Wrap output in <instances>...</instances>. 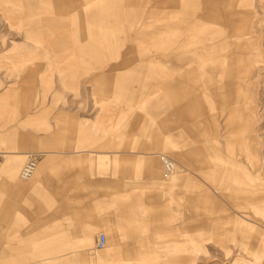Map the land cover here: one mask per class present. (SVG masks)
<instances>
[{
	"label": "rangeland",
	"instance_id": "1",
	"mask_svg": "<svg viewBox=\"0 0 264 264\" xmlns=\"http://www.w3.org/2000/svg\"><path fill=\"white\" fill-rule=\"evenodd\" d=\"M227 1L226 6L239 7L241 14L240 39L229 50L235 58L193 64L200 83L189 101L200 103L201 112L192 113L189 131L181 122L176 126L171 115L172 60L163 55L169 53L174 21L169 6H155L159 0H0L2 21L12 28L1 25L2 40L33 44L30 40L41 38L40 26L61 27L60 46H54L49 35L47 59L30 47L32 66L44 68L35 107H67L70 103L61 98L69 94L78 108L92 107L96 119L66 126L65 133L78 134L75 149L98 174L122 165L130 170L124 200L127 214L132 212L130 223L127 214L116 223L105 222V212L98 210L96 228L83 218L80 223V235H91L92 246L83 251L82 238L70 244L58 240L66 254L32 255L30 263L98 264V255L106 264L108 250L129 260L122 264H264V0ZM86 3L92 5L85 12ZM206 23L199 20L194 52L200 56L221 38L214 24ZM239 54L255 66L245 78L240 74L248 62ZM241 82L251 83L248 101L240 94ZM227 84L234 91L233 108L223 106L221 94L214 95L215 100L211 95ZM55 118L34 127L56 134ZM101 119L106 133L95 125ZM122 150L129 153L123 163L117 156H106ZM162 156L177 166L169 178ZM148 159L155 161L153 169L146 166ZM26 161L19 160L18 180ZM142 206L147 208L145 215ZM101 233L107 245L97 250Z\"/></svg>",
	"mask_w": 264,
	"mask_h": 264
},
{
	"label": "crops",
	"instance_id": "2",
	"mask_svg": "<svg viewBox=\"0 0 264 264\" xmlns=\"http://www.w3.org/2000/svg\"><path fill=\"white\" fill-rule=\"evenodd\" d=\"M227 2V0H159L154 4L156 6L164 3L169 6L174 19L169 53L163 54L172 60L173 75L168 85L171 94V115L176 126L181 122L189 131H192L190 123L192 113L201 112L200 103L189 101L192 95L197 94L200 83V75L195 73L194 70L197 68L193 69V64L235 58L229 50L234 48L235 40L240 39L237 21L238 15L241 14L238 11L239 7L226 6ZM91 5L92 3L84 4L83 11L86 12ZM2 12L0 8V29L1 25H5L6 30L12 29L6 26V19L2 21ZM200 19H205L207 25L208 21L213 23L218 33H221L219 43L203 50L204 56L195 53ZM139 24L146 26V22ZM58 25L50 27L46 23L40 26L37 30L41 31V38L30 40L33 44H28L24 39L0 38V48L4 46L8 48L0 50V264H40L30 263L29 256L44 253L66 254L65 247L58 245V240H67L63 243L70 244V240L82 238L79 243L81 249L85 251L93 245V240L89 234L80 235L82 218L90 228H96L98 210L105 212V222L110 223H116L127 214L128 208L124 200H127L129 193L127 189L129 168L123 165L115 169L107 167L105 174H98L96 167H92L89 160L81 158V154L76 151V143H79L78 134L65 133L66 126L76 127L81 120L96 119L97 112L92 107L88 110L78 108L73 103L72 94L63 95L61 98L62 102L67 100L70 103L67 107L58 103L54 110L49 108V104L41 109L34 105L39 93L37 89L41 85L39 77L44 68L41 65L32 66L35 60L30 47L39 50L40 55L37 52L39 57L47 59L49 35L54 46L61 45L62 37L59 34L61 27ZM208 51L212 54H208ZM130 54L142 53L132 51ZM238 56L244 57L248 62V69L240 74L241 78H245L255 66H251L252 62L246 56L240 54ZM221 71L219 69V73ZM11 77L17 80H11ZM244 85V83L241 85L240 94L248 101L251 83L247 82L246 87ZM231 86L227 84L211 92L212 96L221 94L223 97L220 102L227 108L234 106V91ZM71 89L77 91L76 87ZM213 99H216L215 96ZM54 115L56 134L43 133L34 127L35 124L45 122ZM231 122L229 119L227 126ZM95 125L103 133L108 131L102 119L97 120ZM239 139L241 142L244 141L243 136ZM121 141H124L123 136ZM241 148L242 153L247 155L245 146ZM47 155L49 157L44 158ZM106 156H110L111 159L117 156L123 163L124 159L129 157V153L122 150L115 154L106 153ZM22 158L39 159L37 173L28 182L15 178L19 160ZM154 162L153 159H148L146 166L153 169ZM140 209L145 215L147 208L142 206ZM131 213L128 211L127 214L129 223ZM104 256L106 264L129 262L120 255L110 254L108 250ZM96 258L97 263L101 264L98 255Z\"/></svg>",
	"mask_w": 264,
	"mask_h": 264
},
{
	"label": "built area",
	"instance_id": "3",
	"mask_svg": "<svg viewBox=\"0 0 264 264\" xmlns=\"http://www.w3.org/2000/svg\"><path fill=\"white\" fill-rule=\"evenodd\" d=\"M38 158H29L21 169L19 179L23 182H28L33 179L38 168ZM164 175L166 178L173 176L176 173V164L169 157L162 156L161 159ZM96 249L103 250L107 245V236L103 233L97 237Z\"/></svg>",
	"mask_w": 264,
	"mask_h": 264
},
{
	"label": "bare ground",
	"instance_id": "4",
	"mask_svg": "<svg viewBox=\"0 0 264 264\" xmlns=\"http://www.w3.org/2000/svg\"><path fill=\"white\" fill-rule=\"evenodd\" d=\"M193 6V5H192ZM184 10V9H183ZM192 11V10H191ZM200 11V10H199ZM179 52V51H178ZM176 170H177V166H176Z\"/></svg>",
	"mask_w": 264,
	"mask_h": 264
}]
</instances>
